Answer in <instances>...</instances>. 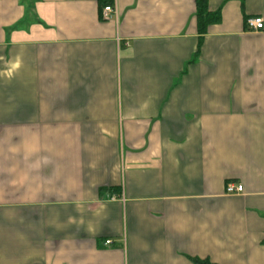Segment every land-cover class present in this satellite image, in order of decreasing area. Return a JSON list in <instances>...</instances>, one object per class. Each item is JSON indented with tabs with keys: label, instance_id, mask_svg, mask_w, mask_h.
Returning a JSON list of instances; mask_svg holds the SVG:
<instances>
[{
	"label": "crops",
	"instance_id": "crops-1",
	"mask_svg": "<svg viewBox=\"0 0 264 264\" xmlns=\"http://www.w3.org/2000/svg\"><path fill=\"white\" fill-rule=\"evenodd\" d=\"M104 1L0 0V264H264V0Z\"/></svg>",
	"mask_w": 264,
	"mask_h": 264
},
{
	"label": "built area",
	"instance_id": "built-area-1",
	"mask_svg": "<svg viewBox=\"0 0 264 264\" xmlns=\"http://www.w3.org/2000/svg\"><path fill=\"white\" fill-rule=\"evenodd\" d=\"M107 2L106 5L103 6L101 12H100V19L102 21L110 20L113 16H117V10H116V0H105ZM247 27L252 31H261L263 29V21L260 17L258 18H252L248 19L246 21ZM242 191L241 186L234 187L231 184H228L226 186V192L227 194H237ZM110 242L107 241L106 244H109Z\"/></svg>",
	"mask_w": 264,
	"mask_h": 264
},
{
	"label": "trees",
	"instance_id": "trees-1",
	"mask_svg": "<svg viewBox=\"0 0 264 264\" xmlns=\"http://www.w3.org/2000/svg\"><path fill=\"white\" fill-rule=\"evenodd\" d=\"M107 2H103V6L106 5ZM219 19L218 12L210 13L206 8L205 0H196V20H197V29L202 34L209 24L217 22ZM264 245V242H263ZM192 264H212L208 260H200V259H190Z\"/></svg>",
	"mask_w": 264,
	"mask_h": 264
}]
</instances>
